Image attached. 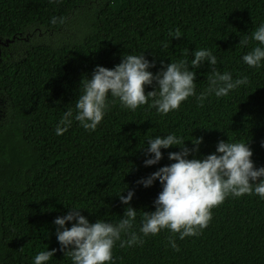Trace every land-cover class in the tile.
<instances>
[{"label": "trees", "instance_id": "16d2710c", "mask_svg": "<svg viewBox=\"0 0 264 264\" xmlns=\"http://www.w3.org/2000/svg\"><path fill=\"white\" fill-rule=\"evenodd\" d=\"M12 37L0 264H264V0H0Z\"/></svg>", "mask_w": 264, "mask_h": 264}, {"label": "flooded vegetation", "instance_id": "af4514ba", "mask_svg": "<svg viewBox=\"0 0 264 264\" xmlns=\"http://www.w3.org/2000/svg\"><path fill=\"white\" fill-rule=\"evenodd\" d=\"M3 40L0 38V64L3 61L4 54L7 53L9 56L12 55L11 51L7 47H3L1 42ZM6 110L4 109V98L0 96V122L2 121Z\"/></svg>", "mask_w": 264, "mask_h": 264}, {"label": "water", "instance_id": "95a60500", "mask_svg": "<svg viewBox=\"0 0 264 264\" xmlns=\"http://www.w3.org/2000/svg\"><path fill=\"white\" fill-rule=\"evenodd\" d=\"M14 40V37H12L11 39H4L1 44L3 47H7L9 45V43H12Z\"/></svg>", "mask_w": 264, "mask_h": 264}, {"label": "rangeland", "instance_id": "374dc122", "mask_svg": "<svg viewBox=\"0 0 264 264\" xmlns=\"http://www.w3.org/2000/svg\"><path fill=\"white\" fill-rule=\"evenodd\" d=\"M22 39L25 40V41H28V37L27 36L23 37Z\"/></svg>", "mask_w": 264, "mask_h": 264}]
</instances>
